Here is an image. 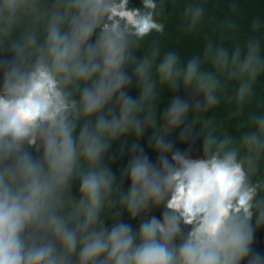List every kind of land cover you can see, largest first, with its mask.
<instances>
[{"label": "clouds", "instance_id": "obj_1", "mask_svg": "<svg viewBox=\"0 0 264 264\" xmlns=\"http://www.w3.org/2000/svg\"><path fill=\"white\" fill-rule=\"evenodd\" d=\"M255 4L0 0V264H264Z\"/></svg>", "mask_w": 264, "mask_h": 264}, {"label": "trees", "instance_id": "obj_2", "mask_svg": "<svg viewBox=\"0 0 264 264\" xmlns=\"http://www.w3.org/2000/svg\"><path fill=\"white\" fill-rule=\"evenodd\" d=\"M188 2L196 3L197 0H188ZM235 2H238V0H235ZM226 7L227 6L224 4L215 6L211 12V18L209 19L208 24L216 25L217 23H227V21L231 20L232 17L227 15ZM182 8H183V5H181L180 8L174 10V13H173V22L176 24L177 28H179L180 26L179 16L182 13ZM244 11L246 12L249 19L255 17L256 19L260 20L261 23H264V8H262L259 4L247 5L245 6ZM176 39L177 37L175 36V34H173L170 42H175ZM186 47L189 50H191L192 45L187 44ZM256 114L260 115L261 113L257 111ZM195 127H196V136L192 139L191 145H195L196 149H198V151L202 153L203 145L202 143H200V140H201L203 133L198 126H195ZM148 139L149 137L147 135L142 136L140 138L141 142L145 144L147 143ZM191 145L188 146L189 152L194 151ZM253 226L255 228V232H254V238L252 241V248L255 252H258L261 254V256H264V224L257 225L255 222V218H254Z\"/></svg>", "mask_w": 264, "mask_h": 264}]
</instances>
